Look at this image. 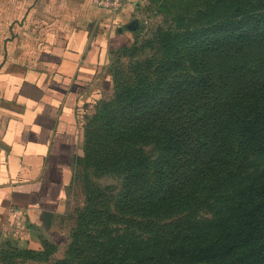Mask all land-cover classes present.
<instances>
[{
  "label": "trees",
  "instance_id": "1",
  "mask_svg": "<svg viewBox=\"0 0 264 264\" xmlns=\"http://www.w3.org/2000/svg\"><path fill=\"white\" fill-rule=\"evenodd\" d=\"M200 13L115 82L84 158L106 192L57 264H264V0Z\"/></svg>",
  "mask_w": 264,
  "mask_h": 264
},
{
  "label": "crops",
  "instance_id": "2",
  "mask_svg": "<svg viewBox=\"0 0 264 264\" xmlns=\"http://www.w3.org/2000/svg\"><path fill=\"white\" fill-rule=\"evenodd\" d=\"M98 2L0 0V243L55 241L68 210L83 115L129 39Z\"/></svg>",
  "mask_w": 264,
  "mask_h": 264
},
{
  "label": "rangeland",
  "instance_id": "3",
  "mask_svg": "<svg viewBox=\"0 0 264 264\" xmlns=\"http://www.w3.org/2000/svg\"><path fill=\"white\" fill-rule=\"evenodd\" d=\"M207 1L210 0H124L118 10L101 7L98 2L100 10L113 16L110 26H122L118 18L123 19L125 23L121 31L124 30L129 39L127 44L110 53L105 82L92 97L83 115L81 147L74 158V182L69 192L68 210L56 219L55 241L51 236H39V248L31 251L21 247L17 239L1 242L0 264H57L70 258L76 246H82L85 242L83 232L90 227L87 225L84 229L83 225V219L88 216L85 200L91 191H95L97 196L98 192L107 188L98 179L97 172L90 173V168L84 162L88 152L87 134L96 132L94 126L100 109L113 103L115 82L128 78L131 71L145 69L153 54L149 42L159 29L166 31L184 25L200 27L212 21L211 16L206 17L200 13ZM132 21L137 24L136 30H126L125 26ZM102 202L99 197L90 205L102 211Z\"/></svg>",
  "mask_w": 264,
  "mask_h": 264
},
{
  "label": "built area",
  "instance_id": "4",
  "mask_svg": "<svg viewBox=\"0 0 264 264\" xmlns=\"http://www.w3.org/2000/svg\"><path fill=\"white\" fill-rule=\"evenodd\" d=\"M124 2V0H101L99 1V5L104 8L114 9L118 10L121 7V4ZM14 215L17 217V212L14 211ZM17 229L21 230V223L17 220L16 221Z\"/></svg>",
  "mask_w": 264,
  "mask_h": 264
},
{
  "label": "water",
  "instance_id": "5",
  "mask_svg": "<svg viewBox=\"0 0 264 264\" xmlns=\"http://www.w3.org/2000/svg\"><path fill=\"white\" fill-rule=\"evenodd\" d=\"M136 28H137V24H136L135 21H132L131 23H129V24H127L125 26V29L129 30V31H135ZM45 220H46V224L45 225H46L47 228H49L50 223H51V216L50 215L45 216Z\"/></svg>",
  "mask_w": 264,
  "mask_h": 264
}]
</instances>
